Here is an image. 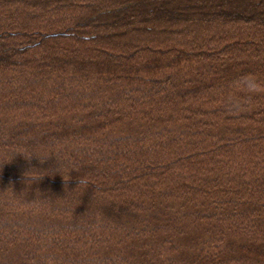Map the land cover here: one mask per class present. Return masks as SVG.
Listing matches in <instances>:
<instances>
[{
  "label": "trees",
  "instance_id": "trees-1",
  "mask_svg": "<svg viewBox=\"0 0 264 264\" xmlns=\"http://www.w3.org/2000/svg\"><path fill=\"white\" fill-rule=\"evenodd\" d=\"M0 151V264H264V0H0Z\"/></svg>",
  "mask_w": 264,
  "mask_h": 264
},
{
  "label": "rangeland",
  "instance_id": "rangeland-1",
  "mask_svg": "<svg viewBox=\"0 0 264 264\" xmlns=\"http://www.w3.org/2000/svg\"><path fill=\"white\" fill-rule=\"evenodd\" d=\"M1 153V151H0ZM88 177H91V174L88 175ZM17 194V193H16ZM18 194L21 195V192H18ZM86 194V193H85ZM76 194H74L75 196ZM121 200V199H120ZM122 201V200H121ZM133 201V195L127 196V206L129 210H125V215H129L134 213V215L138 212H135L134 210L137 209V207L129 206V202ZM18 204V203H17ZM20 205V204H19ZM97 205V203L95 204ZM102 216H95L92 217L91 221L96 220L101 221ZM133 217V216H132ZM123 220H126V218H123ZM99 223V222H98ZM99 224L93 225L90 227V230L88 232L85 231H80L77 236H75V241L78 242V250L81 251V254L83 260V264H107L105 262V257L104 252L106 249L113 247L115 249L120 250V252H125L126 254H130L132 258H137L140 256L142 257V260H144L147 257V264H150L152 261V256H155V260L153 262H159V261H164L165 255L163 248L164 246L168 247L170 244L168 242H159L157 241V237H154L153 239L150 238V241L147 242V246L143 244L142 239L138 238V233H133V232H127L124 234H118V229H109L110 227L107 225H99ZM12 228V227H11ZM213 232H211L212 234ZM73 233H67L66 237L67 240L68 238L71 237ZM209 234V233H208ZM137 235V236H136ZM159 236V235H158ZM148 237V236H147ZM193 237V235H192ZM149 239V238H148ZM81 240V241H80ZM173 241V240H172ZM175 242V241H173ZM179 244H183L184 247H186L184 242L179 241L175 242ZM129 246V248H127ZM77 248V247H76ZM172 251L174 253V250L172 248ZM72 254L73 250L71 249H66L65 251H62V254ZM124 253V255H125ZM189 254V252H188ZM188 254L185 257H189ZM147 255V256H145ZM71 256V255H70ZM151 258V259H150ZM160 258V260H156ZM126 264H131L129 261Z\"/></svg>",
  "mask_w": 264,
  "mask_h": 264
},
{
  "label": "clouds",
  "instance_id": "clouds-1",
  "mask_svg": "<svg viewBox=\"0 0 264 264\" xmlns=\"http://www.w3.org/2000/svg\"><path fill=\"white\" fill-rule=\"evenodd\" d=\"M243 83L245 84L246 87L251 88V86H252V82L249 81V80H245V81H243ZM87 182H88V181H87L86 179L81 181V183H82V184H85V185L87 184Z\"/></svg>",
  "mask_w": 264,
  "mask_h": 264
}]
</instances>
